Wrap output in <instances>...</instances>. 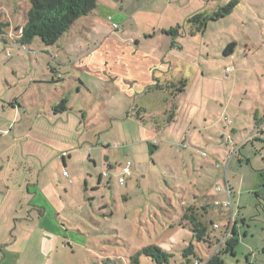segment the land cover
<instances>
[{
	"label": "crops",
	"instance_id": "obj_1",
	"mask_svg": "<svg viewBox=\"0 0 264 264\" xmlns=\"http://www.w3.org/2000/svg\"><path fill=\"white\" fill-rule=\"evenodd\" d=\"M216 1L97 0L93 12L79 18L82 21L77 20L56 44L45 46L40 41H32L56 59L53 64L57 68L47 63L46 68H34L23 75L12 70L18 85L7 75L3 76L4 88L0 86V264H51L53 254L63 243H77L67 237L68 229L82 237L81 244L85 246L86 233L82 228L91 230L88 227L91 218L83 212L81 202L85 206L88 199L93 204L95 195L103 198L105 192L115 200L114 179L129 162V156L135 160L142 157L146 144L152 147L154 166L162 165L167 172L176 169L180 173L177 179L174 177L173 186L165 185L162 190L169 203L178 181L184 187H198L212 163L209 159L198 161L196 157L203 156L188 145L203 147L210 135L219 131L220 125L227 140L228 134L234 136L236 126L233 123L228 128L225 126V109L227 112L235 109L233 114L228 112L234 120L241 117L239 111L251 116L255 130L251 138L255 143L253 148L262 158L255 163L253 180L258 178V171L264 172V81L256 87L245 83L240 87L237 83L243 72L236 66L240 63L251 76L264 75V70L254 64L243 66L249 50H243L241 62L237 61L239 45L248 47L250 38L244 35L243 40L232 42L231 37L237 39L232 35L214 32L208 35L210 22L202 32L190 34L187 24L195 13L212 14L219 10L221 6L215 5ZM233 10L223 19L232 16ZM111 24H117L119 29L113 30ZM242 26L244 21L235 24V27ZM177 27H180L177 35L165 34ZM6 33L2 39L4 45L28 46L19 45ZM213 34L218 36L212 37ZM231 43L234 48L224 55V49ZM12 58L9 55V60ZM76 61L82 66L72 74ZM86 74L100 81L98 88L104 94L99 101L92 95L95 81L83 80ZM180 80H185V88L175 93L174 86ZM51 87L55 88L54 93ZM83 90L88 96L83 98L82 106L75 107L71 99L74 94L78 98ZM63 99L67 111L56 114L53 108ZM85 107H97L98 115L109 112L97 120L89 116ZM118 108L121 111L115 112ZM136 112L143 119L135 117ZM97 145H102V150ZM187 154L196 157L188 159ZM137 161L140 162L134 164V173L142 166V160ZM222 165L218 161L214 164L218 169ZM163 169L160 168L162 172ZM64 172L71 178L64 176ZM123 186L131 190L125 182L117 185ZM227 186L232 201V187ZM216 188L218 197L227 201L228 195L221 191L222 187ZM119 190L120 197L124 198L125 190ZM258 193L264 200V192ZM203 201L206 205L207 198ZM106 202L101 208H106ZM73 204L72 210L77 213H67ZM203 204L199 213L207 214ZM232 223V229L238 233L237 220ZM178 234L173 227L170 233L161 238L158 235L157 241L149 245H156L173 257L174 252L181 256L182 250L189 244L194 246L195 240L192 232ZM198 256L204 261L208 258L207 253ZM130 257L127 264L131 262ZM148 259L141 256L137 264H155ZM180 263L191 264L182 257Z\"/></svg>",
	"mask_w": 264,
	"mask_h": 264
},
{
	"label": "rangeland",
	"instance_id": "obj_2",
	"mask_svg": "<svg viewBox=\"0 0 264 264\" xmlns=\"http://www.w3.org/2000/svg\"><path fill=\"white\" fill-rule=\"evenodd\" d=\"M232 1H237L232 16H228L226 19L222 18L219 22H210L207 34L214 32L218 35H232L237 38L233 39L231 37V41H241L244 35L245 37L248 36L250 38L248 47L246 45V48H244V44L239 45L240 52L237 54V61L241 62L244 55L243 50L246 49L250 52L243 66L251 67L254 64L264 70V0H223L222 2L217 0L215 5L223 8ZM29 7V0H0V20L8 25L6 31L10 33L12 40L16 41L18 39L14 35L15 29L24 24ZM78 21H82V19ZM237 21H244V26L242 28L235 27ZM217 34H213L212 37L218 36ZM37 41L39 40L37 39ZM9 55L13 57L12 60H9ZM55 62L56 59L53 60L36 42L20 48L12 44L4 45L0 38V86L3 88L4 75H7L10 80L18 85V79L12 74V70H17L18 73L23 75L26 71L34 68H46L47 63L57 68V65L53 64ZM76 63L72 71L70 70L72 74L76 73L75 70L82 66L80 62L76 61ZM236 66L243 71L237 82L240 87L244 83L256 87L258 82L264 81V75L257 78L256 75L251 76L246 73L247 71L243 69L241 63ZM83 80H89L92 83L93 80L95 81V89L92 95H95L99 101L104 91L98 88L100 85L98 78L86 74L83 76ZM74 87L76 88V85ZM54 89V87H51V92L54 93ZM87 96V92L83 90L78 98L77 96L75 98L74 94L70 103L75 107L82 106V100ZM85 108L89 116L96 117L97 120L103 116L106 117L105 115L109 112V110L103 111L102 115L99 114V116L96 112L97 107ZM120 111V108L115 109V112ZM233 111L235 112V109H232ZM228 112L225 109L224 123L227 128L232 126V123L236 126L237 133L234 136L231 137L228 134L229 139L227 140V135L221 133L222 128L220 125L219 131L217 130L212 136L210 135L209 141H206L202 145L203 147L197 148L188 145L190 149L194 148L193 150L198 151L201 155L204 153L202 156L206 157L197 158L187 154L188 159L196 157L201 162L209 159L212 163L211 166L207 167L206 173L203 174V182L198 187H184L182 186L183 183L178 181V188L170 196L171 203H169L162 190H165V185L173 186L174 177L177 179V175L180 173L176 169L167 172L162 165L154 166L152 164L154 157L150 155V149L146 144L142 157L135 160L129 156L127 159L132 167L131 176L125 179V184H128L131 190L125 189V186L118 188V179H114L115 184L112 192H114V195L117 192L115 200L109 192H105L102 194L103 198L95 195L93 204L88 199H86L85 206L81 202L83 212L91 218L88 221V227L91 230L82 228L83 232L86 233L84 235L86 245L81 244L82 237L77 236L75 231L72 233L68 229L67 237L77 243L74 245L63 243L62 248H59L53 254L51 264H127V260L129 262V257L134 254V250L142 248L143 244L146 246L156 242L158 235L160 238L163 237L165 234L170 233L173 227L176 233H179L178 235L183 236L184 232L190 233L189 227L197 222L207 227V233L215 244L211 246L212 249L216 247V238H219V241L222 239V233L225 232L226 224L230 219L232 222L237 220L239 224L238 244L235 247L233 256L229 253L222 255L224 264H264V210L258 193L264 192V172L258 171L256 173L258 175L256 181L253 180L252 176L255 171V163L262 161V158L259 157V151L253 148L255 143L251 138L255 136V130L253 129L251 116L239 111L241 117L239 120H234L229 117ZM113 133H115V130H113ZM100 146L97 145L96 147L102 150ZM137 160H142V166L134 173V164L140 162ZM217 161L219 164H223L219 169L214 166ZM226 163L228 164L226 170H224L223 167ZM67 177L71 178L68 173ZM227 184L232 187L231 213L228 208L215 206V203L221 204L223 202L218 197V192L214 189L215 186L222 187L221 191L226 192ZM212 188L214 190L210 192ZM119 189L125 190L122 193L124 198L120 197ZM81 192L83 193V188ZM204 198H207L206 205L203 204ZM105 201H107L106 208H101ZM91 204L92 207H90ZM201 204L207 210V214L199 213ZM72 206L74 207V204L69 206L70 210L67 208V213L70 211V213L76 214L77 212L72 210ZM190 216H193V219L188 218ZM243 220L244 225L241 226ZM214 226H217V228L215 229ZM193 243L199 254H206L208 251L207 245L196 241ZM180 260V254L174 252L170 264H181Z\"/></svg>",
	"mask_w": 264,
	"mask_h": 264
},
{
	"label": "trees",
	"instance_id": "obj_3",
	"mask_svg": "<svg viewBox=\"0 0 264 264\" xmlns=\"http://www.w3.org/2000/svg\"><path fill=\"white\" fill-rule=\"evenodd\" d=\"M96 3L97 0H29L30 7L25 15V23L21 28L18 27L15 29V35L18 37V44L21 46L29 45L32 41L37 39L45 46L56 44L59 38L66 33L79 18L87 16L93 12L96 8ZM236 4L237 1H232L212 14H207L205 12L193 14L187 20V24L190 27V34L202 32L208 22L217 21L226 17L231 13ZM7 26L6 23L0 20L1 39H4L7 36ZM179 30L180 27H177L165 32V34L174 36L178 34ZM233 48L234 44H229L223 51L224 55L231 53ZM157 87L160 88V86ZM174 87L176 88L175 93L182 92L185 88V80L178 81ZM65 111H67L65 99L61 100L59 104L53 108V112L56 114ZM135 117L139 120L143 119L140 112H136ZM171 119L172 117H169V120ZM151 148L152 147L150 146L149 149ZM261 201V206L264 210V200ZM188 218L193 219V216ZM190 230L196 242H202L207 245L208 251L206 253L209 258L205 264H224L222 258L224 253H229L232 256L234 255L235 247L238 244L237 233L234 229L219 246L217 252L213 254L212 251L214 248L211 249V246L215 244L207 233V227L204 224L197 222L190 226ZM217 243H219V240L216 239V244ZM198 255L201 254L194 249L192 244H189L181 252V257L191 264H193L194 260L201 262L204 261L203 259H200ZM141 256L149 258L155 264H168L169 260L173 257L172 254L163 251L156 245H147L130 257V264H137L138 259Z\"/></svg>",
	"mask_w": 264,
	"mask_h": 264
},
{
	"label": "built area",
	"instance_id": "obj_4",
	"mask_svg": "<svg viewBox=\"0 0 264 264\" xmlns=\"http://www.w3.org/2000/svg\"><path fill=\"white\" fill-rule=\"evenodd\" d=\"M111 28L113 30H118L119 26L117 24H111ZM202 155H204V153H202ZM131 166L132 165L130 162H126L124 164V166L121 168V171H120L118 178H117L118 184L120 186L124 184L126 178L131 176ZM63 175L67 176V173L64 172ZM215 190L218 191V188H216ZM226 193L228 195V200L222 202L221 204L215 203V206H222L223 208H228L230 210V213H231L230 191H229V188L227 185H226ZM232 226H233V223H232V220L230 219L229 222H227V224H226V228H225L226 230L224 232L222 239L219 241V243L216 244V247L213 249L212 254L217 252V250H218L219 246L222 244V242L230 235ZM214 227H215V229L217 228V226H214ZM208 258L205 261H203L202 263H201V261L194 260L193 264H205L206 261L208 260Z\"/></svg>",
	"mask_w": 264,
	"mask_h": 264
},
{
	"label": "flooded vegetation",
	"instance_id": "obj_5",
	"mask_svg": "<svg viewBox=\"0 0 264 264\" xmlns=\"http://www.w3.org/2000/svg\"><path fill=\"white\" fill-rule=\"evenodd\" d=\"M233 229H234V228H233ZM233 229H231V232H232Z\"/></svg>",
	"mask_w": 264,
	"mask_h": 264
}]
</instances>
